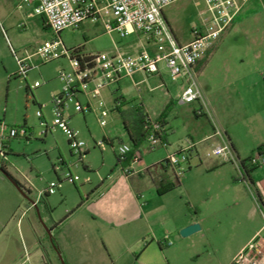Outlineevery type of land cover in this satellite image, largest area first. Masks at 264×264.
<instances>
[{
    "label": "rangeland",
    "instance_id": "374dc122",
    "mask_svg": "<svg viewBox=\"0 0 264 264\" xmlns=\"http://www.w3.org/2000/svg\"><path fill=\"white\" fill-rule=\"evenodd\" d=\"M22 2L0 0V125L7 127L6 131L0 128V166L29 195L28 199L25 198L0 172V264H23L26 252L29 264H62L51 241L53 237L57 243V232L49 233L50 229L55 230L54 223L60 222L67 227L88 223L86 216L81 218V215H85L84 208H81L82 201L106 175L121 170L115 151L128 138L121 116L114 109L115 102L122 100L126 107H130L138 105L142 98L154 97V119L163 114L168 122L171 128L167 136L170 143L168 148L159 145L152 149L148 141L141 145L143 161L148 166L163 161L166 150L169 154L178 152L186 139L197 142L212 134V120L207 113L200 115L203 107L201 102L177 104L169 109L160 106L161 94L149 91L150 86L154 85L153 79L136 87L130 78H124L99 91V99L92 101L94 106L102 101L98 113L87 110L80 113L75 110L78 103L84 109L87 107V97L82 91L76 93L64 109L70 128L78 132L79 140L86 145L87 154L80 161L71 154L64 132L53 127V98L62 91L57 76L60 69L73 71L69 60L60 58L45 62L34 57L31 61L33 67L26 77L18 75L17 59L35 53L40 45L54 38L43 19L35 15L32 5L27 6ZM163 14L181 44L192 39L195 28H204L211 21L204 0H181L166 7ZM60 41L67 50L79 48L87 55L110 53L115 47L126 54H134L142 50V43L146 45L142 34L122 37L117 30L107 32L102 23L90 21L79 29L63 31ZM147 47L150 52H155L154 47ZM197 73L199 85L207 97L215 121L223 130L226 126L233 127L241 140L244 156L257 155L263 142L256 121L260 108L255 103L258 91L264 87V6L260 1L247 5L239 18L223 32L203 58ZM135 81L139 79L135 77ZM36 82L38 86L34 87ZM163 82L166 86L164 89H168L174 97L183 80L173 82L169 73H166ZM92 88L90 86L89 90ZM159 110L163 112H160L161 115L157 114ZM38 112L43 114L42 118L37 116ZM98 114L106 121L105 127L100 126ZM12 128H25L27 139H5ZM208 151L209 148L201 149L204 163L223 159L206 157ZM190 162L191 169L187 162L183 174L175 175L168 171V179L174 186L170 197L182 204L187 212L197 213L207 233L205 237L200 232L190 236L194 239L195 248L186 247L171 262L226 264V242L236 236L237 229L223 232L220 238L214 231L216 221L219 218L224 221L226 216L235 211L239 215L242 213L240 218L246 219L253 211L252 204L248 197L233 199L235 193L243 196L244 192L241 188L230 191L224 171L207 173L203 168L199 169L200 161L195 155L190 158ZM68 171L76 178L74 183L66 179ZM52 182L61 184L55 194L44 195L37 207L28 210L32 205L29 199L36 202L38 194L44 192ZM245 187L249 192L248 184ZM149 190L147 188L144 191L143 205L150 200ZM153 195L155 198L149 205L152 209L160 202L156 190ZM69 216L73 218L66 220ZM153 222L158 224L159 219L155 218ZM95 244L105 253L100 239ZM118 264H138V259L127 253Z\"/></svg>",
    "mask_w": 264,
    "mask_h": 264
},
{
    "label": "built area",
    "instance_id": "2783aa9c",
    "mask_svg": "<svg viewBox=\"0 0 264 264\" xmlns=\"http://www.w3.org/2000/svg\"><path fill=\"white\" fill-rule=\"evenodd\" d=\"M179 1L181 0H23V4L32 5L35 15L43 19L44 25L53 33L54 38L40 45L35 53L17 59L18 75L26 77L33 67L31 61L34 57H39L45 62L60 58L69 60L73 71L60 69L57 76L62 84V91L53 98L55 108L53 127L64 132L68 138L71 154L80 161L85 157L86 145L79 140L78 132L69 126V119L65 116L64 110L66 103L71 101L76 93L84 91L88 101L87 107L84 109L78 103L75 110L80 113H84L85 110L98 113L103 103L99 101L98 105L94 106L92 101L99 99V91L117 84L122 77L132 79L138 72L147 76L158 74L159 66L163 64L173 82L183 80L178 104L201 102L202 110L212 120L213 134L209 139L215 141L206 153V157H222L231 163L235 161L239 163L240 159L232 150L225 131L213 118L206 96L198 82L197 66L232 24L248 0H204L211 21L204 28H195L192 39L186 44L178 42L163 14L166 7ZM87 21L100 22L107 32L117 30L122 37L135 33L142 34L154 44L155 52L150 53L142 49L135 55H129L115 47L110 53L88 55L90 60L80 63L73 58L72 51L63 46L60 34L67 29H79ZM37 86L36 82L34 87ZM90 86L93 88L89 90ZM37 116L42 118L43 114L38 112ZM98 122L101 127L106 126V121L99 114ZM146 122L150 133L147 139L150 147L152 149L159 145L166 147L164 123L151 118L148 114ZM0 128L2 131L7 130L3 124ZM27 134L25 128H12L5 139L16 137L27 139ZM197 147L196 142L186 139L178 152L170 153L165 157L161 166L175 175L183 174L184 165L196 152ZM115 153L120 164L124 163L130 154L132 155L131 164L122 167L126 176L134 172L133 165L140 162L142 157L141 151H134L129 142H122ZM249 162L253 166H262L264 158L261 155H253ZM65 177L73 183L76 179L70 171ZM60 185L52 182L44 192L38 194L37 201L31 207H35L44 195L55 194ZM261 215L263 220L261 229L234 258L233 264H264V209H261ZM25 256L23 264H29L27 252Z\"/></svg>",
    "mask_w": 264,
    "mask_h": 264
},
{
    "label": "crops",
    "instance_id": "0c3cea01",
    "mask_svg": "<svg viewBox=\"0 0 264 264\" xmlns=\"http://www.w3.org/2000/svg\"><path fill=\"white\" fill-rule=\"evenodd\" d=\"M259 1L264 6V0H248L233 22L239 18V15L247 5L255 4ZM145 40L147 46L154 47L151 41ZM146 45L142 43L140 45L141 49L150 52ZM150 53H154V50ZM135 54L137 53L129 55ZM202 61L203 59L199 62L197 68L201 67ZM159 69L158 74L148 76L138 72L130 80L138 87L141 83H149L150 79H153L154 85L150 86L149 91L159 92L158 94H161V98L159 99L160 106L169 109L170 106L178 104V97L183 89V83L178 86V91L175 93L174 98L168 89H164L166 86H164L163 77L166 73L168 74L167 69L163 64H160ZM135 77L139 79L138 82L135 81ZM124 78L127 77H122L119 81L124 80ZM153 102L154 97L151 99L142 98L138 104L144 108L151 118H155L156 112L152 106ZM251 102L254 103L253 101ZM255 103L260 108L256 121L263 136L261 144L263 149L258 151L257 155H261L264 158V87L258 91ZM133 107L125 106L124 109H131ZM160 112L161 110L157 114L161 115L163 113ZM204 113L201 108L200 115H204ZM164 125V138L168 148L170 143L167 136L169 134L168 130L171 128H169L166 120ZM224 131L232 150L240 159L238 164L228 162L225 159H215L206 163L202 161L201 149L211 147L215 140L209 139V137L213 133L196 142L198 144L197 150L190 158L194 155L197 156L201 165L199 169L203 168L207 173L224 171L230 191L241 188L244 192L243 196L235 193L233 199L239 200V198L247 197L250 199L253 211L249 217L247 216L246 219H243L240 218L242 213L239 215L236 211L231 212V215L226 216L224 221L219 218L214 228L215 233L217 232L220 238L223 232H231L232 228L237 229L236 236H232L226 242L228 243L226 244L228 250L226 256L228 260L225 263L233 264L234 258L258 233L263 225L261 209H264V165L253 166L249 161H245L249 156L242 154L241 140L236 136L233 127L226 126ZM127 142L131 143L129 139ZM206 144H209L208 147ZM140 149L141 147L137 150ZM166 152V155H168V150ZM141 154V160L133 165L134 172L131 175L126 176L122 171V167H127L131 164L132 155L121 164V170H114L111 175H106L101 183L98 182V184L93 186L95 188L91 194L81 203V208H84L85 212V215H81V218L86 216L88 223H81V225L76 223L68 227L63 222L59 224L54 223L55 230L50 229V232H57L56 240L59 247V252H57L65 256L67 264H118L127 253L130 257L131 255L135 256L138 259V264H172L171 261L176 258V255L183 252L186 247L195 248L193 237L183 238L180 236L179 232L181 229L190 224L198 223L201 227L199 232L205 237L207 229L197 213L191 214L183 209L182 204L173 197H170L171 191L158 193V189H162L165 186V178L163 176L168 177L167 173L169 170L160 165L162 161L148 166L143 161L144 152L141 151ZM190 158L188 166L191 169ZM85 168L87 169L86 166ZM148 179L151 183H149ZM245 184H248L249 192L246 190ZM147 188H150V200H148L147 204L143 205L144 191ZM154 190L157 191L160 202L152 209L149 205L155 198L153 195ZM253 192L256 197H254ZM30 207H28V210ZM69 218L73 217L69 216L66 220ZM155 218L159 219L158 224H154ZM97 239L102 241L105 253L100 251V247H97L95 244ZM52 240L53 237H51Z\"/></svg>",
    "mask_w": 264,
    "mask_h": 264
},
{
    "label": "trees",
    "instance_id": "16d2710c",
    "mask_svg": "<svg viewBox=\"0 0 264 264\" xmlns=\"http://www.w3.org/2000/svg\"><path fill=\"white\" fill-rule=\"evenodd\" d=\"M71 51L73 58L78 60L80 63L90 60L88 55L83 54L79 48L72 49ZM201 64H203V61L201 62ZM26 90L28 92L29 91L31 92V89L29 87H26ZM124 106L125 105L122 103V100H118L117 102H115L114 109L121 116L125 133L128 136L130 142L132 143L133 150L135 151L141 147L144 141H147L148 136L150 134L148 130V124L146 122L147 114L144 108L140 105L134 106L131 109H124ZM164 119L165 118L163 114L158 118V120L161 121L162 123L165 122ZM262 149L263 147L261 146L258 148V151H261ZM86 154L87 152L85 153V156ZM129 156H131V154ZM250 159L251 157H249L245 161H250ZM118 164H120L119 160H118ZM161 164L162 162L160 163V165ZM163 178H165L164 179L165 186L162 189H158V193L169 192L174 188L168 177L163 176ZM52 243L59 252V247L55 241V238H53ZM64 262L65 264H67L66 260H64Z\"/></svg>",
    "mask_w": 264,
    "mask_h": 264
},
{
    "label": "water",
    "instance_id": "95a60500",
    "mask_svg": "<svg viewBox=\"0 0 264 264\" xmlns=\"http://www.w3.org/2000/svg\"><path fill=\"white\" fill-rule=\"evenodd\" d=\"M0 172L16 187V189L18 191H20L25 198L28 199V195L29 193H27L13 178H11V176L6 172V170L0 166ZM29 202L31 204H33L34 202L32 200L29 199ZM201 230V227L198 223H193L190 224L188 226H186L185 228L181 229L179 234L181 237L186 238L189 237L191 235H193L196 232H199ZM50 233V231H49ZM59 258L62 264H65L63 257L61 254H59Z\"/></svg>",
    "mask_w": 264,
    "mask_h": 264
}]
</instances>
